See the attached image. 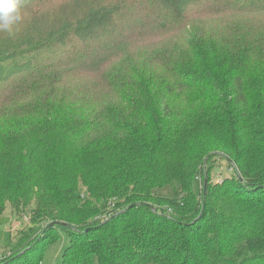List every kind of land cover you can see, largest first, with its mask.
I'll list each match as a JSON object with an SVG mask.
<instances>
[{
    "label": "trees",
    "instance_id": "obj_1",
    "mask_svg": "<svg viewBox=\"0 0 264 264\" xmlns=\"http://www.w3.org/2000/svg\"><path fill=\"white\" fill-rule=\"evenodd\" d=\"M21 12L0 31V218L10 202L37 230L0 264H40L58 226L64 264H264V26L251 20L264 0H22ZM230 12L247 18L224 34L183 28L184 44L135 59L147 18L174 29ZM218 157L232 171L221 182Z\"/></svg>",
    "mask_w": 264,
    "mask_h": 264
},
{
    "label": "rangeland",
    "instance_id": "obj_2",
    "mask_svg": "<svg viewBox=\"0 0 264 264\" xmlns=\"http://www.w3.org/2000/svg\"><path fill=\"white\" fill-rule=\"evenodd\" d=\"M245 18H247L246 15H239L233 12L207 17L197 15L187 20L186 23H189L188 25L186 23H183L180 24V28L178 26L174 29H168L165 24H155L153 23L152 19L147 18L148 22L145 25L146 28H144V30L139 29L135 31V59H146V57L148 56V52L158 46L172 45L175 43L184 44L186 34L184 33V31H182L183 28H186L188 30L191 27H200L202 24L207 33L215 32L217 34H224L234 21ZM251 20L256 24V27L259 25L264 26V13L258 14L257 16L252 15ZM81 80L82 79L79 75L76 85L79 89L83 90V87L85 86L81 84ZM99 86L101 85L99 84ZM95 91L98 92V90L96 89ZM216 166L217 168L212 173L213 181L221 182L224 176L226 177L227 175H230L232 173L231 168L229 167L228 162L225 159L218 157L216 159ZM197 184L201 188L200 192H202V187L204 185L203 179L199 178ZM160 192L165 194H172V191H169V188L167 187L161 189ZM101 205L103 206H101L100 209L98 208L99 213L96 215V217L99 220H105L109 215L108 205L105 206V203H101ZM28 216V214L26 217H21L20 215L18 216L13 211L11 203L9 202L7 204L6 210L0 218V256L8 253L11 250V247L13 245L12 237H14V235L16 236V242L19 240L22 234L27 235L32 232L34 233L37 230V226H30V223L28 222L30 221V218H28ZM55 231L59 233L60 238L49 241L44 250L40 264H64L63 251L67 245V241L65 240L66 231L61 226H58Z\"/></svg>",
    "mask_w": 264,
    "mask_h": 264
},
{
    "label": "clouds",
    "instance_id": "obj_3",
    "mask_svg": "<svg viewBox=\"0 0 264 264\" xmlns=\"http://www.w3.org/2000/svg\"><path fill=\"white\" fill-rule=\"evenodd\" d=\"M21 3L22 0H0V31L13 34L23 20Z\"/></svg>",
    "mask_w": 264,
    "mask_h": 264
},
{
    "label": "water",
    "instance_id": "obj_4",
    "mask_svg": "<svg viewBox=\"0 0 264 264\" xmlns=\"http://www.w3.org/2000/svg\"><path fill=\"white\" fill-rule=\"evenodd\" d=\"M207 182H208V180L206 179V183H205V185H207Z\"/></svg>",
    "mask_w": 264,
    "mask_h": 264
},
{
    "label": "crops",
    "instance_id": "obj_5",
    "mask_svg": "<svg viewBox=\"0 0 264 264\" xmlns=\"http://www.w3.org/2000/svg\"><path fill=\"white\" fill-rule=\"evenodd\" d=\"M18 230H19V229H18ZM18 230H17V231H18ZM14 236H15V235H14Z\"/></svg>",
    "mask_w": 264,
    "mask_h": 264
}]
</instances>
